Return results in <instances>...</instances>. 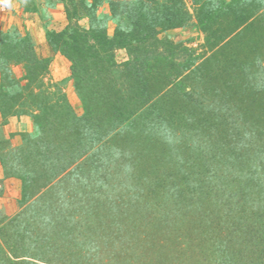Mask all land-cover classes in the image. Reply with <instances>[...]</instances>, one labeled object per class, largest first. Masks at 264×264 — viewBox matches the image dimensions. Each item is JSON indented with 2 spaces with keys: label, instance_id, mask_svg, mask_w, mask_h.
<instances>
[{
  "label": "trees",
  "instance_id": "1",
  "mask_svg": "<svg viewBox=\"0 0 264 264\" xmlns=\"http://www.w3.org/2000/svg\"><path fill=\"white\" fill-rule=\"evenodd\" d=\"M58 1L67 24L57 32L46 28L44 36L51 53L69 62L81 116L65 99L50 104L41 82L49 58L36 56L29 36L0 31V114L28 115L39 131L0 156L4 176L21 181L19 203L75 163L92 159L88 173L97 176L91 194L100 193L98 205L109 208L126 188L136 203L153 196L162 204L148 216L152 202L143 203L142 218L150 223L142 230L131 226L129 216L125 221L119 211L110 213L124 228V240L135 238L114 264L140 257L152 264L144 247L157 250L185 227L193 232L185 249L174 245L182 256L174 262L188 252L187 264H264V152L257 144L264 140V0H190L206 47L230 37L206 58L158 37L190 25L183 0ZM103 4L108 14L97 15ZM24 10L37 12L35 6ZM82 18L85 28L78 23ZM108 21L114 24L111 35ZM116 50L126 52L122 64L115 63ZM221 63L225 68L218 70ZM11 64L22 66L20 78ZM116 150L135 167L129 182L123 170L122 185L111 180L108 159L95 163L97 152L113 157ZM31 208L0 220V264H75L81 252L68 220L60 215L53 224L43 211L45 221L30 228L24 222ZM158 255L156 261L164 262L166 255Z\"/></svg>",
  "mask_w": 264,
  "mask_h": 264
},
{
  "label": "rangeland",
  "instance_id": "2",
  "mask_svg": "<svg viewBox=\"0 0 264 264\" xmlns=\"http://www.w3.org/2000/svg\"><path fill=\"white\" fill-rule=\"evenodd\" d=\"M86 1L91 2L92 0ZM183 1L190 15V25L186 28L159 32L158 37L167 38L173 44L180 43L193 50L194 56L201 55L202 58H206L211 52L215 50L218 51V47L229 40L230 37H227L216 48L209 49L206 47L204 34L194 25L195 8L190 0ZM34 6L37 12L31 13L24 10ZM100 14H108L106 4L98 8L97 15ZM78 23L84 28L87 27L86 18L80 19ZM66 24L67 21L63 4L58 0H0V31H15L20 35H28L34 45L36 56L39 59L49 58L47 70L42 76L41 82L42 85L47 88L48 94L50 95V104L51 102L61 103V99H65L71 111L76 116H81L83 110L79 96L74 89L73 81L70 78L69 62L61 55L51 53L44 36L46 28L57 32ZM113 28V22L108 21V35L112 34ZM202 58L198 60V63L202 61ZM126 59L127 55L124 50H116L114 52L116 64H122ZM262 62L264 66V58H262ZM223 65L224 63L217 64V69L220 70L221 68H225V65ZM10 67L16 78H20L23 75L22 66L11 64ZM36 85L39 84L35 82V84L31 86L32 93L34 94L37 92L35 89ZM53 117L54 116L51 115V119H53ZM246 119L249 120L248 117ZM238 128L243 130V127L240 125ZM36 136H39L38 128L28 115H10L2 118L0 114V156L24 146V142L32 140ZM241 136L245 138L243 133ZM257 142L258 147L264 152V140L257 139ZM97 153V158H95L96 164H100L101 161L105 162V159H108L107 161L110 165H108V163L107 165L110 167L109 173H113L111 175V180L114 184L117 183L122 185L124 183L125 180L122 179L124 178L122 173L123 170L126 171V181L129 182L128 179L135 171V167L134 165L133 167L130 164L127 165L128 163L126 162L124 163L127 158L124 151H114L113 157H111L112 154L107 157L104 156V153ZM116 158L119 159L117 161L119 167H114L116 164H113V161L116 160ZM91 161L92 159L85 160L83 161L84 163L81 160V164H79V162L75 163L64 173L52 180L47 187L39 188V192L23 204L19 203L22 195L21 181L12 176L5 177L4 167L0 161V220H10L18 215L24 208L28 207L32 208L29 210L31 212L28 215V222L26 220L24 224L29 223V226L34 222L39 224L45 221L40 217V213L43 211L44 217H52L53 224H56V220H59V216L62 215L60 220L63 218L68 220L71 226V228L68 229H74V232H76V237L74 239L78 243L77 250L81 252V255L79 257V254L78 256L75 254L74 257L76 259L74 262L77 260L75 264H114V261H119L121 254L118 252L125 249L126 244L130 247L131 241L135 238L133 235H130L131 237L127 236L128 240L125 241L124 228H120L116 225V218L113 216L110 217V213H112V211H119L121 214L120 217L123 216L125 221L128 220L126 217L129 216V218L132 219H129L130 221L128 220L131 226L136 228L141 226L140 229L142 230V226L149 225L150 223V221L142 218V215L146 214V211L142 210L146 202H152L148 207V209H150L148 216L149 214L152 216L153 213H155L154 210L157 212L162 204L159 205L160 200L153 196L136 203L135 199L131 196L134 192H130L129 189L126 188V191H122L124 193H122L123 195H118L117 197H113L112 195L114 199H111L112 205L109 206L112 210L106 207L105 204L98 205L95 198L99 197L100 193L97 195L91 194V191H94V188L98 187L96 184L97 176L90 172L88 173ZM95 163H92V165ZM75 166H77V168H75ZM74 168L75 170L72 171ZM44 193H47L46 199L43 198L41 200ZM143 193H145V195L148 194L147 189L145 192H139L138 196L140 199ZM101 198V200H104L103 197ZM47 200H49L50 203L52 202L53 206L50 205ZM46 202L47 205L45 204ZM133 202H135L136 205ZM131 204H134L135 208L131 206ZM31 227L32 226H30V228ZM191 232H193V230L188 227L183 229L180 228L177 232L178 237L173 238L172 241L162 246L159 245V248H156L157 250H152L148 248V246L144 247L146 250H149L147 253L150 254L149 258L150 261L153 262L152 264H187L189 260L188 252H186V257L184 259H179L178 262L173 261L175 257H182L177 256L174 251L176 249L174 245L180 243L181 250L185 249V240L191 238ZM72 234L75 235L74 233ZM136 235L137 234H135V237ZM159 253H164L166 255L164 262L156 261ZM84 259H87L86 262ZM140 261H144V257H140L138 262L126 261L123 264H140ZM142 264H148V261H144Z\"/></svg>",
  "mask_w": 264,
  "mask_h": 264
}]
</instances>
